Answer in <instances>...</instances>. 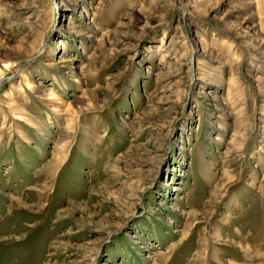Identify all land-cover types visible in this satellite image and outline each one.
<instances>
[{"label":"rangeland","instance_id":"374dc122","mask_svg":"<svg viewBox=\"0 0 264 264\" xmlns=\"http://www.w3.org/2000/svg\"><path fill=\"white\" fill-rule=\"evenodd\" d=\"M0 264H264V0H0Z\"/></svg>","mask_w":264,"mask_h":264},{"label":"bare ground","instance_id":"6f19581e","mask_svg":"<svg viewBox=\"0 0 264 264\" xmlns=\"http://www.w3.org/2000/svg\"><path fill=\"white\" fill-rule=\"evenodd\" d=\"M57 160V159H56Z\"/></svg>","mask_w":264,"mask_h":264}]
</instances>
